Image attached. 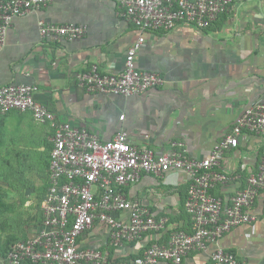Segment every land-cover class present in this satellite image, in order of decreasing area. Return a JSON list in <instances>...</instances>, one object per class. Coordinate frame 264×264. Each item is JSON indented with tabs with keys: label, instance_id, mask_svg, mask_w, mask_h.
Listing matches in <instances>:
<instances>
[{
	"label": "crops",
	"instance_id": "0c3cea01",
	"mask_svg": "<svg viewBox=\"0 0 264 264\" xmlns=\"http://www.w3.org/2000/svg\"><path fill=\"white\" fill-rule=\"evenodd\" d=\"M122 13L114 0H56L38 14L14 20L0 52V86L37 85L36 99L59 120L87 128L103 141L125 130L138 147L164 153L172 143L182 142L197 158L209 156L248 108L264 103V0H234L230 13L209 29L183 25L170 32H147L138 65L161 74L165 86L128 98L90 94L78 85L77 76L94 64L106 73H122L127 52L138 38L139 32ZM40 20L85 26L87 34L74 41L44 39ZM52 134L29 113L0 115V154L7 156H3L7 164L10 159L25 167L29 161L22 150H49L40 213L14 244L34 236L41 225ZM263 147L264 137L241 135L238 147L222 161V169L240 179L218 186L214 195L227 199L242 189L257 171ZM189 183L185 172L173 171L161 178L144 175L124 189L129 200L148 205L157 219L169 213L165 231L114 247L108 228L97 224L80 236L79 246L108 252L111 264H134L151 243H165L174 230L191 233L184 207ZM253 213L259 218L257 223L235 228L220 246L247 264H264V191ZM214 249L192 252L182 264H212ZM3 260L0 264H8Z\"/></svg>",
	"mask_w": 264,
	"mask_h": 264
},
{
	"label": "built area",
	"instance_id": "2783aa9c",
	"mask_svg": "<svg viewBox=\"0 0 264 264\" xmlns=\"http://www.w3.org/2000/svg\"><path fill=\"white\" fill-rule=\"evenodd\" d=\"M56 0H0V52L14 20L38 14ZM122 16L139 32L129 48L125 70L119 74L101 71L98 65L77 76L78 85L90 94L132 97L165 86L159 73L140 69L138 54L147 32H170L188 25L200 30L211 28L229 14L234 0H114ZM44 39L61 42L82 39L85 26L57 25L39 21ZM37 85L0 86V115L29 113L36 123L52 131L48 164V185L41 202L42 221L38 232L28 240L12 245L8 264H111L110 254L81 248L79 238L95 225L109 230L111 244L121 247L144 235L166 230L169 213L157 219L148 205L127 198L124 189L137 184L144 175L157 178L173 171L185 172L190 180L185 200L192 232L174 230L163 243H151L134 264H182L192 252L214 247L212 264H247L224 250L221 240L235 228L257 223L253 206L264 191V147L257 171L233 196L223 199L213 191L240 177L222 169V161L239 145L245 133L264 137V103L248 108L232 131L219 141L205 158L193 157L186 145L174 142L164 153L138 147L127 131L103 141L87 128L59 120L54 112L36 99ZM123 118V117H122ZM127 214V218L121 217Z\"/></svg>",
	"mask_w": 264,
	"mask_h": 264
},
{
	"label": "rangeland",
	"instance_id": "374dc122",
	"mask_svg": "<svg viewBox=\"0 0 264 264\" xmlns=\"http://www.w3.org/2000/svg\"><path fill=\"white\" fill-rule=\"evenodd\" d=\"M23 151L21 153L28 156L29 161L25 167H18L13 162L12 165L10 159L7 164L4 159L7 156L0 154V195L5 205H0V247L17 240L40 213L42 188L47 183L49 150L45 153ZM30 190H35V193L30 194Z\"/></svg>",
	"mask_w": 264,
	"mask_h": 264
},
{
	"label": "trees",
	"instance_id": "16d2710c",
	"mask_svg": "<svg viewBox=\"0 0 264 264\" xmlns=\"http://www.w3.org/2000/svg\"><path fill=\"white\" fill-rule=\"evenodd\" d=\"M1 195H0V205L1 207L5 206L3 202H1ZM13 241L7 242L5 247H0V258L7 259V256L11 250V247L13 245Z\"/></svg>",
	"mask_w": 264,
	"mask_h": 264
}]
</instances>
